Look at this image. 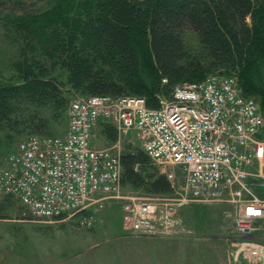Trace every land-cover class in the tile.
Listing matches in <instances>:
<instances>
[{
    "label": "built area",
    "instance_id": "1",
    "mask_svg": "<svg viewBox=\"0 0 264 264\" xmlns=\"http://www.w3.org/2000/svg\"><path fill=\"white\" fill-rule=\"evenodd\" d=\"M158 97L157 106L135 94L71 101L65 134H31L9 152L0 192L16 197L39 221L77 217L91 223L94 211L124 197L120 148L96 144L104 120L133 131L152 160L180 165L185 178L177 203L165 195L127 197L124 229L138 235L185 232L174 215L178 203L230 204L238 255L264 264V114L258 99L242 91L236 75L221 72L176 83L170 96Z\"/></svg>",
    "mask_w": 264,
    "mask_h": 264
},
{
    "label": "trees",
    "instance_id": "2",
    "mask_svg": "<svg viewBox=\"0 0 264 264\" xmlns=\"http://www.w3.org/2000/svg\"><path fill=\"white\" fill-rule=\"evenodd\" d=\"M21 1L0 0V5ZM71 3L66 0L67 5ZM88 4L86 20L67 17L63 10L46 20L42 14L9 18L20 31L41 37L53 50L60 47L58 42L63 46L67 42L54 30L59 24L77 29L79 33L68 35L79 46L73 54L64 53L71 54L67 58L73 81L88 95H142L149 105L157 106L160 87H171L172 92L178 79L199 81L225 66L237 70L242 91L258 99L264 114V0H94ZM190 33L200 43L194 53L189 47ZM26 70L24 82L0 83V120L8 118L23 97L56 101V86L35 76L32 69ZM112 129L104 127L113 136ZM147 157L142 149L122 152L121 182L124 178L139 183L135 165ZM152 187L166 193L171 182L160 174Z\"/></svg>",
    "mask_w": 264,
    "mask_h": 264
},
{
    "label": "rangeland",
    "instance_id": "3",
    "mask_svg": "<svg viewBox=\"0 0 264 264\" xmlns=\"http://www.w3.org/2000/svg\"><path fill=\"white\" fill-rule=\"evenodd\" d=\"M91 1L94 0H72L70 6L66 4V0H22L0 5V83L24 82L26 69H32L35 76L50 81L56 86L53 91L55 102L45 103L44 100L33 101L34 99L23 97L15 102V110L10 116L0 120V169L5 164L9 152L29 135L65 134L68 130L67 111L70 102L89 94L83 88L76 86L72 76V63L67 58L74 53V47L79 46L80 42L77 39L71 40L68 35L79 33L77 29H70L64 23L59 24L54 30L59 33V37H65L67 42L65 46L58 42L60 47H55L53 50L41 37H34L33 34L16 28L9 16L42 14L46 20L49 17H57L61 14L60 10H63L65 12L63 14L67 17L86 20L88 2ZM189 40L191 52H197L200 49V43L196 35L190 33ZM65 50L71 54L64 53ZM116 61L118 59L114 61V65ZM108 67L107 65L106 68L109 69ZM236 71L224 66L212 72L236 75ZM125 74L123 73L122 77ZM193 80L195 79L182 78L176 82ZM170 90L171 87H160L159 95L168 97L171 95ZM39 123L42 127L37 129ZM107 125L113 127L111 131L115 138L105 133L104 127ZM96 144L103 147H119L121 153L144 150L133 131H124L104 120L96 129ZM122 169L124 173L123 166ZM135 170L140 175L139 183L123 178L121 193L124 197L113 198L102 209L94 211V219L91 223H83L77 217L53 223L39 221L27 215L28 211L16 197L0 192V264L37 261V255L28 252H36L41 246L58 247V250L61 247H67L66 252L69 253V247H96L111 243L113 241L111 236L126 230L123 227L122 215L123 204L129 196L165 195L168 202L171 199H174L175 203L178 202L185 179L180 165L159 164L147 157L135 165ZM160 174H164L171 182L169 192L154 191L152 182ZM175 209L174 215L183 221L182 226L185 232L143 236L178 234L198 238V240L204 238V245L219 246L228 251L229 260L233 259L237 264H250L241 259L237 253V247L233 245L237 235L230 204L186 201L178 203ZM74 229L78 232L84 231V234L77 235L84 243L73 244Z\"/></svg>",
    "mask_w": 264,
    "mask_h": 264
},
{
    "label": "crops",
    "instance_id": "4",
    "mask_svg": "<svg viewBox=\"0 0 264 264\" xmlns=\"http://www.w3.org/2000/svg\"><path fill=\"white\" fill-rule=\"evenodd\" d=\"M78 233L84 231L73 230V244L83 242ZM111 239L96 247H69V253L67 247L41 246L28 252L36 254L37 261L22 264H237L225 249L204 245V238L198 243V238L178 234L146 237L125 230Z\"/></svg>",
    "mask_w": 264,
    "mask_h": 264
}]
</instances>
